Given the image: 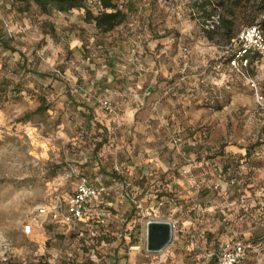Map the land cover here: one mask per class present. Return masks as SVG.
<instances>
[{"label": "rangeland", "instance_id": "374dc122", "mask_svg": "<svg viewBox=\"0 0 264 264\" xmlns=\"http://www.w3.org/2000/svg\"><path fill=\"white\" fill-rule=\"evenodd\" d=\"M116 1L126 19L101 33L82 10L20 13V0H0V264L47 252L51 235L22 225L80 176L108 189L115 260L209 264L239 238L246 264H264V54L242 73L229 63L243 29L264 32V0ZM215 12L233 39L222 23L204 29ZM151 220L173 224L156 254Z\"/></svg>", "mask_w": 264, "mask_h": 264}, {"label": "built area", "instance_id": "2783aa9c", "mask_svg": "<svg viewBox=\"0 0 264 264\" xmlns=\"http://www.w3.org/2000/svg\"><path fill=\"white\" fill-rule=\"evenodd\" d=\"M204 29L216 30L221 23V15L213 13L204 21ZM239 50L229 63L242 73L250 62L247 52L264 54V32L258 26L246 27L236 37ZM255 88V84L251 81ZM259 105L263 97L255 94ZM101 107L111 112L110 103L104 101ZM108 189L90 181L85 176L78 177L74 189L67 196L55 194L52 199L38 205L23 223L22 235H51L45 240L47 252L35 255L27 264H128L124 258L115 260L113 255L112 206L104 200ZM250 246L241 239L225 242L218 252L208 257L214 264H246Z\"/></svg>", "mask_w": 264, "mask_h": 264}, {"label": "trees", "instance_id": "16d2710c", "mask_svg": "<svg viewBox=\"0 0 264 264\" xmlns=\"http://www.w3.org/2000/svg\"><path fill=\"white\" fill-rule=\"evenodd\" d=\"M19 6L16 8L18 12L24 13L28 12L31 6L36 7V9L44 14L49 15L52 11L56 13H67L72 10H82L84 12V20L87 23L93 24L95 29L101 33H109L113 31L116 27L121 25L126 19V13L122 10L116 0H92L94 1V7L96 13L89 8L88 2L91 0H20ZM232 2L234 5H239L240 0H227ZM219 4L224 5V0L220 1ZM130 7V3H127L126 8ZM233 14V11H229ZM246 18L249 19V23H254V17H250L248 14ZM221 23L223 26L224 33L228 40L233 39V34L231 31L232 22L228 19L221 18ZM264 27V22H262ZM50 31L53 28L50 27ZM4 44V43H3ZM6 46V45H5ZM5 49L10 50V47L6 46ZM260 54L247 52L245 58H248L251 63L253 59L259 57ZM48 106L41 105L38 107L32 115H41L46 112ZM106 195V194H105ZM104 195V199H105ZM264 209V205H262ZM209 264H214L213 260H209Z\"/></svg>", "mask_w": 264, "mask_h": 264}, {"label": "water", "instance_id": "95a60500", "mask_svg": "<svg viewBox=\"0 0 264 264\" xmlns=\"http://www.w3.org/2000/svg\"><path fill=\"white\" fill-rule=\"evenodd\" d=\"M145 248L150 254L165 250L173 239V224L164 220H151L146 223Z\"/></svg>", "mask_w": 264, "mask_h": 264}, {"label": "crops", "instance_id": "0c3cea01", "mask_svg": "<svg viewBox=\"0 0 264 264\" xmlns=\"http://www.w3.org/2000/svg\"><path fill=\"white\" fill-rule=\"evenodd\" d=\"M105 199H106V202H108V203H110L111 205H113V203L110 201L111 198L109 197V194H108V193L105 195ZM105 199H104V200H105ZM108 200H109V201H108Z\"/></svg>", "mask_w": 264, "mask_h": 264}]
</instances>
